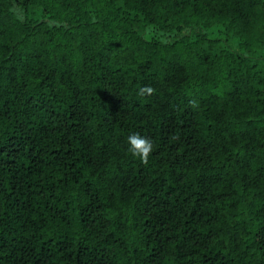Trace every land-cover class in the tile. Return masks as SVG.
<instances>
[{"label": "trees", "instance_id": "1", "mask_svg": "<svg viewBox=\"0 0 264 264\" xmlns=\"http://www.w3.org/2000/svg\"><path fill=\"white\" fill-rule=\"evenodd\" d=\"M0 264H264V0H0Z\"/></svg>", "mask_w": 264, "mask_h": 264}, {"label": "clouds", "instance_id": "2", "mask_svg": "<svg viewBox=\"0 0 264 264\" xmlns=\"http://www.w3.org/2000/svg\"><path fill=\"white\" fill-rule=\"evenodd\" d=\"M140 94H151L154 89L151 87H142ZM153 150V142L146 136H142L139 133H132L127 137V152L133 158H138L142 162H147L150 153Z\"/></svg>", "mask_w": 264, "mask_h": 264}, {"label": "rangeland", "instance_id": "3", "mask_svg": "<svg viewBox=\"0 0 264 264\" xmlns=\"http://www.w3.org/2000/svg\"><path fill=\"white\" fill-rule=\"evenodd\" d=\"M215 31H217V33L219 32L218 29H215Z\"/></svg>", "mask_w": 264, "mask_h": 264}]
</instances>
